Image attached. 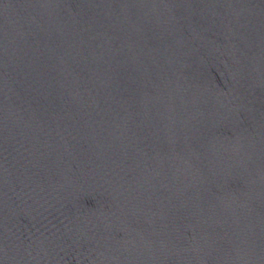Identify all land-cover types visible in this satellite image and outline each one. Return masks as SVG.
<instances>
[{
  "label": "water",
  "instance_id": "water-1",
  "mask_svg": "<svg viewBox=\"0 0 264 264\" xmlns=\"http://www.w3.org/2000/svg\"><path fill=\"white\" fill-rule=\"evenodd\" d=\"M0 264H264V0H0Z\"/></svg>",
  "mask_w": 264,
  "mask_h": 264
}]
</instances>
